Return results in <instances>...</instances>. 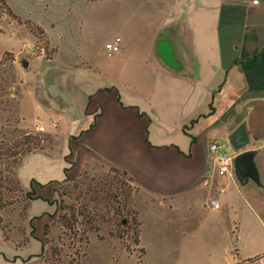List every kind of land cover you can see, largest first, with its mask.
<instances>
[{
  "label": "crops",
  "instance_id": "0c3cea01",
  "mask_svg": "<svg viewBox=\"0 0 264 264\" xmlns=\"http://www.w3.org/2000/svg\"><path fill=\"white\" fill-rule=\"evenodd\" d=\"M4 2V10L40 28L43 37L0 14V80L5 70L14 77L40 63L42 75L61 72L78 110L75 120L59 108L64 126L55 133L73 146L30 156L26 162L33 171L19 170L23 190L30 191L35 181L37 194L47 199L48 187L63 182L66 169L68 175L123 170L141 203L159 212L155 219L174 222L168 216L184 205L189 213L194 207L215 213L210 229H201L200 212L198 227L195 223L179 237L157 229L145 232L139 207V245L131 255L139 251V264H264V0ZM112 33L102 45L107 54L106 44L121 38L122 50L113 62L78 65L81 45L84 59L96 61V46ZM42 44L56 49L43 64L35 54L43 51ZM60 55L71 61L57 63ZM242 125L251 142L244 151H256L262 187L219 178L209 162L210 145L229 151V139ZM72 152L73 169L66 161ZM214 201L218 210L211 209ZM54 211L42 200L32 201L29 209L42 220ZM36 236L29 244L42 251ZM0 259V264H19L4 251Z\"/></svg>",
  "mask_w": 264,
  "mask_h": 264
},
{
  "label": "rangeland",
  "instance_id": "374dc122",
  "mask_svg": "<svg viewBox=\"0 0 264 264\" xmlns=\"http://www.w3.org/2000/svg\"><path fill=\"white\" fill-rule=\"evenodd\" d=\"M0 9H2L0 14H7L1 5ZM36 37L41 38L40 35ZM113 37L112 33L110 36L101 38L102 42L95 48L96 61L93 62L84 59L86 54L83 53L84 46L81 45L82 53L78 59V65H84V62L109 65L113 62V57H108L103 50L106 39L110 40ZM38 47L43 49L37 54L42 64L46 58L50 59L56 50L54 47L43 44ZM9 57L10 55H6L5 60ZM66 61L71 60H65L62 55L57 59L59 64L66 63ZM42 66L40 63L31 64L29 70L23 73L20 71L14 77L10 76V71L5 70L0 80V189L9 203L0 214V251L10 255L11 262L19 264H139L137 261L140 256L139 251H136L135 258L131 257L136 250V238L141 227L139 207H141L145 223V232L148 233L157 229L170 232V234L174 232L181 237L183 230L194 228L195 223L197 225L201 218L205 221L201 229L211 228L208 224L209 220L215 216L214 212L204 208L199 211V207H194L193 212L189 213L187 205L182 206L184 210L176 216H168L175 217L174 222L155 219L159 212L141 203L137 189L131 182L132 177L127 172L115 168L92 169L81 175H77L76 171L71 175L66 174L69 182L63 188L51 186L47 189L50 191V197L47 199L58 203V206H52L55 210L53 214L44 220L42 217H32L29 212L32 201L26 198V191L22 186L21 192L12 194L6 192V187H10L12 182L18 180L20 183L19 170L23 171V175L33 171V164L26 160L36 152L54 149L59 152L67 148L71 149V144L73 146V143L64 137L65 135L55 133V130L62 129L64 124L58 114L60 106L52 103L54 101L48 99L45 93L42 75L44 67ZM94 78L100 79L99 75ZM38 127L46 128L45 132H39ZM72 140L76 139L72 138ZM226 148L233 153L228 146ZM67 159L73 169L77 165L73 159V152L66 158V161ZM112 180L123 187L122 191H113L114 195L119 196L120 203L125 204L126 202L124 192H132L122 219L129 224L127 227L120 228L115 225L101 224L99 232L89 231L78 212L75 213L78 218L77 222L73 218V208L79 211L85 202L79 197V190L76 186L82 183L92 186L98 182L107 184ZM52 188H56L57 193L52 194ZM101 197L103 198L104 195ZM35 210L34 206L32 212ZM200 212L202 213L201 218ZM161 214L166 215L163 211ZM196 225L195 227H198ZM36 235L40 236L39 242L44 246L42 251L37 248L36 244H29L32 240H38ZM14 251L24 260L22 258V260H17V255L12 256Z\"/></svg>",
  "mask_w": 264,
  "mask_h": 264
},
{
  "label": "trees",
  "instance_id": "16d2710c",
  "mask_svg": "<svg viewBox=\"0 0 264 264\" xmlns=\"http://www.w3.org/2000/svg\"><path fill=\"white\" fill-rule=\"evenodd\" d=\"M4 4H5L4 0H0V5L3 6ZM5 10L11 17L16 19L19 23L26 25L34 35L36 34V35H40L41 38L43 37V31L40 28L34 26L30 22H23L20 18H16L8 8ZM184 131L186 134L188 133L187 128H185ZM65 172L67 174L69 170L66 169ZM68 182H69V177H67L63 182H55L52 186H59L63 188L64 185H66ZM131 182H133V179H131ZM35 184L36 182L33 181L31 184L30 191L25 193V196L29 201L42 200L44 202H47L51 206L53 205L58 206L57 201L56 202L50 201L48 199H44L41 196H39L35 190ZM76 189L79 190V197L83 199L85 202L81 210L76 211L73 208L72 212H73L74 221L77 222L78 220L77 216L75 215V213L78 212V215L84 220V222L88 226L89 231L92 232L93 231L99 232L101 230L100 229L101 224L104 225L107 224V226L115 225L119 228L128 226L129 223L124 222L122 219L123 216H125L124 213L125 209L128 207L130 198L132 196L131 191L126 193L124 192L126 189H124L123 196L126 198V202L124 204L118 201L119 196L114 195L113 191H122L123 189V187H121L119 183H117L115 180H112V182H107V184H101L100 182H98L93 186L91 184L82 183L80 185H77ZM6 192L10 194L21 192V185L19 183V180L17 182L16 181L12 182V185L10 187H6ZM55 193H57V189L52 188V194ZM102 195H104L103 198L101 197ZM8 205L9 203L6 200L4 193L0 189V214L4 209L7 208ZM104 210H106L105 213ZM110 214L112 215L111 217ZM0 222H1V218H0ZM32 229H34V227ZM139 233L140 230L138 231L137 234L135 246L139 245Z\"/></svg>",
  "mask_w": 264,
  "mask_h": 264
},
{
  "label": "water",
  "instance_id": "95a60500",
  "mask_svg": "<svg viewBox=\"0 0 264 264\" xmlns=\"http://www.w3.org/2000/svg\"><path fill=\"white\" fill-rule=\"evenodd\" d=\"M23 68H28V62H23ZM45 93L47 97L58 104L63 112H66L73 119L78 120V110L69 92L61 83V72L53 73L44 71ZM230 148L237 154L235 164V177L241 186L253 183L262 187L259 170L256 164V151H244L250 145V136L246 126L242 125L229 139Z\"/></svg>",
  "mask_w": 264,
  "mask_h": 264
},
{
  "label": "built area",
  "instance_id": "2783aa9c",
  "mask_svg": "<svg viewBox=\"0 0 264 264\" xmlns=\"http://www.w3.org/2000/svg\"><path fill=\"white\" fill-rule=\"evenodd\" d=\"M258 2H254V4H257ZM106 53L108 57H113L117 54H119L122 50V40L121 38H115L110 43H107L105 46ZM35 54H38L37 51H35ZM53 125L55 123L53 122ZM39 132H45L44 127H38L37 128ZM209 153L211 155L210 157V163L213 165L214 172L216 173L217 177L219 178H225V177H232L235 178V164L234 160L236 158V153H232L227 151L222 147V145L218 143H213L209 147ZM220 196V194H218ZM212 210H218L219 204L217 201H214L210 204Z\"/></svg>",
  "mask_w": 264,
  "mask_h": 264
}]
</instances>
